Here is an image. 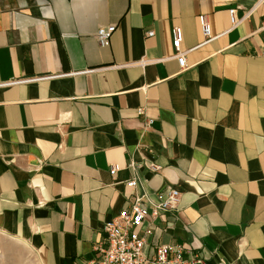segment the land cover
I'll list each match as a JSON object with an SVG mask.
<instances>
[{
    "label": "crops",
    "instance_id": "obj_1",
    "mask_svg": "<svg viewBox=\"0 0 264 264\" xmlns=\"http://www.w3.org/2000/svg\"><path fill=\"white\" fill-rule=\"evenodd\" d=\"M257 2L0 0V230L43 264H94L107 222L136 196L149 206L174 189L177 208L138 229L152 230L146 253L184 245L208 264H264ZM231 9L246 17L234 29ZM200 16L216 37L203 46Z\"/></svg>",
    "mask_w": 264,
    "mask_h": 264
},
{
    "label": "built area",
    "instance_id": "obj_2",
    "mask_svg": "<svg viewBox=\"0 0 264 264\" xmlns=\"http://www.w3.org/2000/svg\"><path fill=\"white\" fill-rule=\"evenodd\" d=\"M257 6H264V0H258ZM237 9L229 11L232 23V29L237 28L245 20L239 19L236 16ZM199 22L204 37V42L201 44L207 45L216 37H212L211 28L206 16H200ZM116 26L111 25L107 28L99 29L96 39L101 47H106L109 44L110 37L115 32ZM154 33H148L152 36ZM173 48L175 54L174 59L177 60L181 70L187 69V55L190 51H182L181 44L183 41L182 29L176 27L172 31ZM166 59L159 60L160 62ZM148 61H141L139 66L144 67ZM31 80H19L10 83L21 84ZM8 86L2 84L0 87ZM139 114L143 113V109L138 110ZM117 167H111L112 172H116ZM127 185L133 189L137 187L135 179L130 180ZM180 194L177 190L171 189L167 198L157 203H150L149 206L144 202L142 197H135L134 202L129 208L121 210L118 216L110 222H107L103 227V238L95 245L94 251L97 258L94 264H208L199 255L193 254L189 258L185 255L190 254L184 245H164L157 246L146 253L148 237L152 234L151 229H146L143 234L138 232L145 219L151 215L157 217L162 213L173 211L178 206Z\"/></svg>",
    "mask_w": 264,
    "mask_h": 264
},
{
    "label": "rangeland",
    "instance_id": "obj_3",
    "mask_svg": "<svg viewBox=\"0 0 264 264\" xmlns=\"http://www.w3.org/2000/svg\"><path fill=\"white\" fill-rule=\"evenodd\" d=\"M22 240L0 230V264H43L38 251Z\"/></svg>",
    "mask_w": 264,
    "mask_h": 264
}]
</instances>
